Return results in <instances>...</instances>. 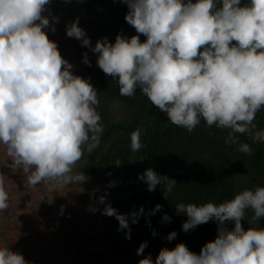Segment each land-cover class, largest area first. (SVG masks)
Instances as JSON below:
<instances>
[{
    "label": "clouds",
    "instance_id": "obj_1",
    "mask_svg": "<svg viewBox=\"0 0 264 264\" xmlns=\"http://www.w3.org/2000/svg\"><path fill=\"white\" fill-rule=\"evenodd\" d=\"M51 0H0V145L13 165L27 175L26 189L45 185L63 188L83 184L88 177L76 164L85 152L91 155L100 144L103 124L99 94L88 79L75 75L73 65L62 57L54 32L57 17L48 16ZM127 5L125 21L137 35L117 34L114 43L98 39L92 46L79 17L65 25V34L96 54V64L118 85L119 94L134 97L137 89L168 121L191 133L203 120L209 128L228 130L225 144H238L248 155L253 150L240 143L238 134L253 143L264 142V129H257L256 115L264 109V0H121ZM48 11V16L44 13ZM140 35L145 37L140 40ZM82 62L91 66L88 54ZM137 128L130 133V148L144 147ZM120 162L115 164L120 166ZM162 196L177 187L175 179L147 168L137 177ZM94 195V193H93ZM9 194L0 174V212L8 207ZM102 210L89 211L115 217L118 231L135 224L143 207L119 213L98 197ZM155 205L150 214L160 211ZM176 213L187 220L182 230L215 221L217 235L199 254L183 243L161 248L155 261L144 256L147 242L136 250L138 264H264V227H251L264 218V187L244 189L230 200L216 204H175ZM248 211L249 227H242ZM165 222L171 217L165 214ZM228 223L234 227L229 229ZM152 235L156 233L153 231ZM177 233L170 232L172 241ZM0 264H30L9 246L0 247Z\"/></svg>",
    "mask_w": 264,
    "mask_h": 264
},
{
    "label": "rangeland",
    "instance_id": "obj_2",
    "mask_svg": "<svg viewBox=\"0 0 264 264\" xmlns=\"http://www.w3.org/2000/svg\"><path fill=\"white\" fill-rule=\"evenodd\" d=\"M47 9L51 16H48V11L44 15L48 16L50 22L52 17H57L59 22L54 24V32L45 31L49 39L57 43L62 57L73 65V74L88 79L97 90L100 101L97 111L103 126L126 114L131 120H139L157 113L152 106L129 107L120 104L99 89L97 84L100 78H112L94 66L90 49L82 47L79 41L65 34V25L79 17L78 26L85 30L92 46L105 37L114 43L117 34L126 37L137 35L124 19L128 11L126 4L121 0H51ZM140 40L144 41L145 37L140 35ZM85 52L91 66L82 62V53ZM156 132L146 131L141 136V140L147 139L151 144L148 153L132 152L128 146L120 156L121 162L130 160L135 166H147L152 159L151 153L161 150L159 144L162 140L167 142L173 136L165 129ZM101 155L96 150L91 155L85 152L76 164L75 169L89 178L81 185L51 190L45 185H38L26 189L27 175L22 168L13 165L6 147L0 145V174H3L5 189L9 194V207L0 212V247L9 246L12 251L21 253L30 264H138L140 258L122 250L124 243L115 250L117 245L111 240L122 237L126 243L134 242L136 235L132 229L131 238L126 239L127 230H117L115 217L105 216L102 211L88 210L90 206L103 209L104 205L98 202L101 195H106L107 202L119 213L128 214L130 208L129 205L123 209L124 206L115 203L118 190L114 180H103L99 175V171L106 167V164H101ZM102 255H105L103 260L100 259Z\"/></svg>",
    "mask_w": 264,
    "mask_h": 264
},
{
    "label": "trees",
    "instance_id": "obj_3",
    "mask_svg": "<svg viewBox=\"0 0 264 264\" xmlns=\"http://www.w3.org/2000/svg\"><path fill=\"white\" fill-rule=\"evenodd\" d=\"M91 56L94 58V66L103 72L96 64V54L92 53ZM100 80L97 87L120 104H126L129 107L152 106L139 89L134 97H125L119 94L118 85L113 80L101 78ZM156 111L157 113L139 120H131L126 114L108 125L105 124L100 144L95 149L102 154L101 164H106L105 169L99 171V175L103 180L111 179L116 183L118 197L115 198V203L120 207L124 206L123 209L130 205L129 212L141 207L145 210L137 223L132 224L129 219L130 228L136 235L135 241L126 243L122 237L111 238L117 245L115 250L121 248V243H124L122 250L142 259L143 256H138L136 250L141 242H147L143 255H150L153 261L161 248L172 249L178 243H183L190 251L199 254L206 242L216 238L215 221H209L184 232L182 224L187 220V216L178 215L175 204L200 205L207 202L219 204L230 200L244 189L264 187V142L253 143L248 135L238 134L239 142L248 143L253 150L252 155L241 153L237 150L238 144L231 146L225 144L227 129L221 130L215 126L209 128L202 120L189 133L186 129L171 124L166 115L158 109ZM254 123L257 129H264V109L257 113ZM137 128L143 129L144 132L150 130L158 132L165 129L173 135L167 142L162 140L159 144L161 150L158 153H151L152 159L147 166H135L130 160L122 163L120 159L126 147L130 146V132ZM141 141L144 147L139 152L148 153L151 149L150 142L147 139ZM117 161L121 163L118 167L115 165ZM147 168H152L158 174L167 175L177 182V187L168 196V200L163 198V189L160 185L155 191L149 192L147 185L137 178L138 174H142ZM157 204L162 206L161 210L150 214ZM165 214L171 217L170 222L162 220ZM251 216L252 212L248 211L245 220L241 221L243 228L249 227L247 220ZM250 226L264 227V218ZM227 227L231 229L234 225L228 223ZM153 231L156 233L155 236L152 235ZM173 231L177 235L175 239L168 241L166 237ZM103 257L105 258V255H102L100 259L103 260Z\"/></svg>",
    "mask_w": 264,
    "mask_h": 264
}]
</instances>
